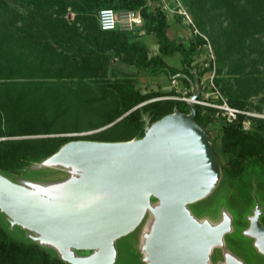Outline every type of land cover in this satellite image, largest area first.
I'll return each mask as SVG.
<instances>
[{
	"label": "trees",
	"instance_id": "1",
	"mask_svg": "<svg viewBox=\"0 0 264 264\" xmlns=\"http://www.w3.org/2000/svg\"><path fill=\"white\" fill-rule=\"evenodd\" d=\"M25 13L0 0V171L23 176L31 164L39 163L72 140L127 141L141 138L145 124L153 123L175 109L188 112L180 99L152 98L177 95L136 88V78L115 80L104 97L90 98L99 108L111 107L88 135H63L77 131L61 127L68 108L82 100L68 92L66 81H84L104 76L110 56L118 50L124 59L150 76L163 73L181 78L190 87L191 65L209 42L216 64L215 84L232 106L264 113V0H182L200 34L186 46L168 35V16L151 0H18ZM68 8L74 13L66 16ZM100 8L139 9L144 23L134 31H103L96 13ZM146 30L156 38L158 51L149 54L133 38ZM202 34V35H201ZM181 55L182 70L169 66L165 57ZM203 70H197V76ZM119 79V78H118ZM259 96L253 104L251 98ZM73 107V106H72ZM195 121L215 138L225 162L220 160L221 178L227 189L239 188L247 170L264 174V118L254 119V129L244 131L239 123L214 122L213 109L193 105ZM145 117L147 120H145ZM242 116L240 117V119ZM210 141L218 155L214 138ZM216 141V142H217ZM219 157V156H218ZM220 178V180H221ZM232 193V192H231ZM235 198H233L234 200ZM235 201V200H234ZM205 215V214H203ZM0 264H72L51 255L36 242L15 239L0 224Z\"/></svg>",
	"mask_w": 264,
	"mask_h": 264
},
{
	"label": "water",
	"instance_id": "2",
	"mask_svg": "<svg viewBox=\"0 0 264 264\" xmlns=\"http://www.w3.org/2000/svg\"><path fill=\"white\" fill-rule=\"evenodd\" d=\"M189 82L190 97L196 98L200 93L196 73ZM187 109L147 122L141 138L72 140L28 167L27 172L33 165L57 162L75 168L72 186L78 203L52 201L40 190L21 185L25 174L12 175L17 182L0 187V210L12 223L36 232L41 241L62 249L90 250L61 258L72 264H114L116 240L135 230L148 212L154 222L143 242L145 264H246L223 242L232 213L223 210L222 220L212 223L190 209L216 188L221 167L208 131L195 121L193 105L187 103ZM100 189L109 191L108 201L83 202ZM260 213L255 198L242 234L256 238L254 253L264 256Z\"/></svg>",
	"mask_w": 264,
	"mask_h": 264
},
{
	"label": "rangeland",
	"instance_id": "3",
	"mask_svg": "<svg viewBox=\"0 0 264 264\" xmlns=\"http://www.w3.org/2000/svg\"><path fill=\"white\" fill-rule=\"evenodd\" d=\"M1 1L6 3L7 6L15 11L23 13L26 11L25 6L19 3L18 0ZM152 1L153 0L150 1L151 7L156 5V3ZM183 5L185 4L183 3ZM185 7L191 15L188 7ZM172 14H175L174 17L176 21L179 22L185 28V30H187V35L185 34L182 37L181 42H183L184 45L189 46V43L194 40L195 35L198 33L193 31L191 26L185 22L182 15L176 13ZM66 16L69 19L73 18L74 13L71 11V9L68 8ZM170 18L171 16L169 17V20ZM168 35L171 38L176 36V34H174L172 31V28L168 30ZM134 37L136 41L144 44L150 55L155 54L158 51L156 38L152 33L143 30L142 32L135 33L133 38ZM108 54L110 56V61L104 76H99L96 79H85L84 81H66L65 84L70 89L68 92H70L72 95H77V97L81 98L82 100L72 99V101L75 102L71 103L73 107L71 106L68 108L67 114L60 121L61 127L69 129L76 128L75 130L77 131L67 132L63 135H88L107 126L105 125L102 127H97L98 125L96 126L95 124L97 121L102 120L106 116L111 107L101 106V108L98 109L99 103H89L87 100L90 98L94 99L104 97L105 94L103 90L110 89V86L115 82V80L125 78L126 75L136 78L135 86L142 93L149 91L171 92V90H173L175 93L179 94V96L182 95V85L184 84L181 78H178L177 88H175L174 86H171V83H169V77H167V75L165 76V74H162L156 77L149 76L143 69H137L136 66L128 63L124 59V56L118 52V50L112 49L108 51ZM202 58H204V54L201 53L195 58L193 57V61L195 59L198 60L194 64H198L199 59L201 60ZM165 59L169 66H172L176 69L182 66L181 55L179 56L176 54L174 56H167ZM192 64L193 63H191V65ZM216 87L219 88L217 85ZM258 98L259 96L252 97L251 102L255 104L258 102ZM216 128H218V126L210 131V135L213 137L216 134ZM213 139L215 141L214 144L218 147L217 152L220 160L225 162L224 155L222 154L221 150H219V142L217 141V138L214 137ZM75 170L76 169L71 166H65L57 162L43 165H33L29 168L28 172L25 173V175L22 177V180L19 182L23 186L34 187L47 194L52 201L58 203H78L79 200H77L78 197L75 187L72 186V184L75 182V176L73 175ZM16 182L17 181L14 176L0 171V187L2 189L11 187L12 184ZM223 184L224 182L221 178L212 193L204 199L190 204V209L197 217H206V219L212 223H217L222 220L221 214L223 210L232 213L233 223L228 232L224 235L223 242L227 243L228 247L233 252H235L234 254H239V257L246 264H264V256L254 253V250L247 249L242 242L245 238L239 235V216L243 213L242 211L245 210L243 206H247L249 204V195L251 196V192L255 194L256 197L260 196V203L264 206L262 200L264 199V174L259 173L258 170H247L243 178L239 180V188L235 189L236 193H233V187V191H228L227 185ZM110 198L111 194L108 190L100 189L83 198V202L89 204H101L108 201ZM233 198H235V201ZM239 209L241 212H239ZM239 213L241 214L239 215ZM153 222L154 215L151 212H148L135 230L116 240L117 258L114 264H145V258L143 256V242L145 240V236L150 232ZM0 224L7 228L15 239L26 242H36L51 255L60 258L66 259L70 257V255L79 256L83 255L84 253L89 254L90 252V250L85 251L73 248L62 249L58 244L41 241L36 232L12 223L7 215L1 210Z\"/></svg>",
	"mask_w": 264,
	"mask_h": 264
},
{
	"label": "built area",
	"instance_id": "4",
	"mask_svg": "<svg viewBox=\"0 0 264 264\" xmlns=\"http://www.w3.org/2000/svg\"><path fill=\"white\" fill-rule=\"evenodd\" d=\"M153 2V1H152ZM157 5L167 14L176 13L182 15L185 22L191 26L195 33H198L194 22L185 5L181 0H158ZM150 4V3H149ZM98 26L103 31L116 30L121 32L134 31L143 26L144 20L139 9H121L100 8L96 13ZM202 35V34H201ZM206 43L198 46L204 58L192 61L194 65L193 72L197 74V70H203L200 76H197L199 82L200 93L196 98H191V87L183 88L182 95H166L152 98L148 101L159 99H180L192 105L196 104L205 108H212L214 122L224 124L239 123L244 131H252L254 129V119L264 118L263 113L253 110L232 106L224 94L216 87L214 78L216 75V64L212 48L207 38L202 35ZM199 53V54H200ZM198 54V55H199ZM197 55V56H198ZM171 84L177 88L178 78L171 77ZM242 118L240 119V117ZM210 135V133H209ZM211 136V135H210Z\"/></svg>",
	"mask_w": 264,
	"mask_h": 264
},
{
	"label": "flooded vegetation",
	"instance_id": "5",
	"mask_svg": "<svg viewBox=\"0 0 264 264\" xmlns=\"http://www.w3.org/2000/svg\"><path fill=\"white\" fill-rule=\"evenodd\" d=\"M255 192H256V188H255ZM249 204L247 206H243L245 208V212L242 211L243 213H239V235L240 236H243L245 239L242 241L244 243V245L246 246L247 249H251L253 250L254 247L253 245H255V242H256V238H252L251 236L250 237H245L243 234H242V230L246 229L248 226H249V215L252 214V209L254 208V205H255V198H257L258 202H259V207H260V210H261V213H260V216H259V222L260 224L264 227V206L263 204L260 203V196H255V194H253L251 192V196L249 195ZM263 200V203H264V199ZM244 205V204H243ZM263 206V208H262ZM248 208V210H247ZM239 212H241V210L239 209ZM231 244V243H230ZM232 245V244H231ZM239 253V252H238Z\"/></svg>",
	"mask_w": 264,
	"mask_h": 264
},
{
	"label": "crops",
	"instance_id": "6",
	"mask_svg": "<svg viewBox=\"0 0 264 264\" xmlns=\"http://www.w3.org/2000/svg\"><path fill=\"white\" fill-rule=\"evenodd\" d=\"M174 15L175 14H167V16H168V23H169V28H168V30L170 29V28H172V31L174 32V34H176V36H173L174 37V40H176V41H181V39H182V37L187 33V30H185V28L179 23V22H177L176 21V19H175V17H174ZM171 16V18H170V20H169V17ZM187 35V34H186ZM173 37H172V39H173ZM179 55L180 56V54L177 52V53H174V54H172L171 56H174V55ZM165 61H166V59H165ZM182 65V64H181ZM177 69H179V70H182V66L180 67V68H177ZM181 73L182 72H180V73H178L177 75H181ZM163 73H161V74H159L158 76H160V75H162ZM164 75V74H163ZM177 75H173V77H175V76H177ZM150 76V75H149ZM166 76V75H165ZM153 77H156V76H153ZM167 77H169V83H171V77L170 76H167ZM171 86H173L172 84H171ZM182 87L183 88H185V86L184 85H182ZM163 92V91H162Z\"/></svg>",
	"mask_w": 264,
	"mask_h": 264
},
{
	"label": "bare ground",
	"instance_id": "7",
	"mask_svg": "<svg viewBox=\"0 0 264 264\" xmlns=\"http://www.w3.org/2000/svg\"><path fill=\"white\" fill-rule=\"evenodd\" d=\"M209 133V132H208Z\"/></svg>",
	"mask_w": 264,
	"mask_h": 264
}]
</instances>
